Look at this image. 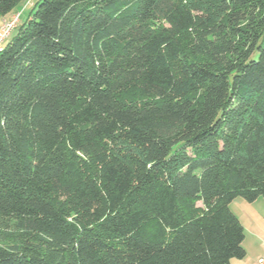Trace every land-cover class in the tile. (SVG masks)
Segmentation results:
<instances>
[{
	"label": "trees",
	"instance_id": "1",
	"mask_svg": "<svg viewBox=\"0 0 264 264\" xmlns=\"http://www.w3.org/2000/svg\"><path fill=\"white\" fill-rule=\"evenodd\" d=\"M16 28L0 264L243 259L230 203L264 198V0H39Z\"/></svg>",
	"mask_w": 264,
	"mask_h": 264
},
{
	"label": "rangeland",
	"instance_id": "2",
	"mask_svg": "<svg viewBox=\"0 0 264 264\" xmlns=\"http://www.w3.org/2000/svg\"><path fill=\"white\" fill-rule=\"evenodd\" d=\"M37 1L39 0L21 1V3L12 12H10V14L6 16V18L11 19L18 15L17 26H20L22 23L25 22L28 14L32 11ZM16 31H17V28L13 29L10 36H13L16 33ZM230 208L238 216V218L242 220L245 226V229H246V242L245 243H246L247 249L249 250V253L250 251L253 252L254 250L253 249L254 248L253 235L249 233L250 224L247 223V221L248 219L250 220V217L255 215V217L258 218V220L260 219V223H264V218H261L262 217L261 214L264 211V198L259 197L254 202H247L243 198L237 197L230 203ZM257 212L260 214V216ZM262 215L264 216V214ZM237 260L240 261L241 259H232V261H237ZM245 261H247L248 264H252L250 260H247V257L245 258Z\"/></svg>",
	"mask_w": 264,
	"mask_h": 264
},
{
	"label": "crops",
	"instance_id": "3",
	"mask_svg": "<svg viewBox=\"0 0 264 264\" xmlns=\"http://www.w3.org/2000/svg\"><path fill=\"white\" fill-rule=\"evenodd\" d=\"M262 214H264V211L262 212ZM262 214H261V216H262L261 218H264V216ZM259 216H260V214H259ZM250 220L248 219L247 223L250 224L249 233L253 235V243H254L253 249L254 250H253V252L250 251V253H249V250L247 249V246L245 243L246 242V229H245V226H244L242 220L240 219V221L243 225V228H244L243 245H244L245 250H246V256L243 259H241L240 261H238V260L232 261L231 260V264H248V262L245 261L246 257H247V260H250V262L252 264H257V260L261 256L264 255V223H260V219L258 220V218H256L255 215L250 217ZM251 245H252V243H251Z\"/></svg>",
	"mask_w": 264,
	"mask_h": 264
},
{
	"label": "built area",
	"instance_id": "4",
	"mask_svg": "<svg viewBox=\"0 0 264 264\" xmlns=\"http://www.w3.org/2000/svg\"><path fill=\"white\" fill-rule=\"evenodd\" d=\"M18 21V15L14 18L3 20L0 23V50L7 37L10 35L11 31L15 28ZM257 264H264V255L257 260Z\"/></svg>",
	"mask_w": 264,
	"mask_h": 264
}]
</instances>
